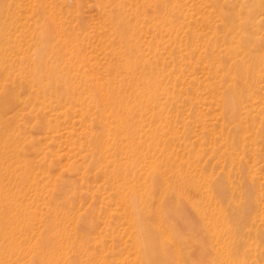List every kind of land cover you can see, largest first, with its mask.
<instances>
[{
  "label": "rangeland",
  "instance_id": "1",
  "mask_svg": "<svg viewBox=\"0 0 264 264\" xmlns=\"http://www.w3.org/2000/svg\"><path fill=\"white\" fill-rule=\"evenodd\" d=\"M0 53V264H264V0H0Z\"/></svg>",
  "mask_w": 264,
  "mask_h": 264
},
{
  "label": "bare ground",
  "instance_id": "2",
  "mask_svg": "<svg viewBox=\"0 0 264 264\" xmlns=\"http://www.w3.org/2000/svg\"><path fill=\"white\" fill-rule=\"evenodd\" d=\"M1 54V53H0ZM28 59V57H27ZM38 65H37V71H32V74L33 76L36 78L35 80L37 81V88H39V85L41 84V73H42V64H40V61L37 62ZM121 67L122 69L127 72L128 74H130L131 76H133V73H134V70H135V67L136 65H134L133 63H131V61H128V60H125L123 63H121ZM24 69V68H23ZM25 72L28 73V68H25ZM40 75V77H39ZM35 86V85H34ZM47 86V85H45ZM45 86H42V87H45ZM54 86V84H53ZM102 87H104V90L106 91V93L108 94V98L110 99V103H109V107H108V112H110L112 114L113 117H115L116 119V122L118 123V126L120 127H127V124H128V118H129V110H131L132 108H136L138 105L141 104V102L139 100H134L132 102H129L128 100L124 99V98H121V97H116L115 95L113 96V92H112V89L110 88V85L106 82H104L102 85ZM149 87L144 89V90H140V92L142 93L141 96H146L149 98L151 96H153L155 93L154 91H149ZM148 90V91H147ZM148 92V93H147ZM63 93L68 95V88L67 87H64L63 89ZM7 95H9V92L6 93ZM146 97V98H147ZM58 101V100H57ZM7 103L5 101H0V110L2 109H5L7 108ZM127 131V129H126ZM172 196V195H171ZM167 197V201L163 200V199H160L159 202H163V203H166V205L170 208L171 207H174V204L177 205V207H182V205L180 204V200L177 198V200L175 201L174 200V197ZM120 199H122L124 201V198H123V195H120ZM180 201V202H179ZM172 209V208H171ZM204 214V212H203ZM202 217L203 215L200 214ZM216 231H214V235L217 233H215ZM215 235V236H216ZM191 242L193 243L192 239H193V236H191ZM217 237V236H216ZM188 243V242H187ZM148 245L151 246L152 245V240H148ZM187 249L189 252H191L192 250H194L195 246H192L191 243H188L187 244ZM175 251H178V246L175 247ZM148 255V254H147ZM178 256V260H181L179 258V255ZM148 257H150V255H148Z\"/></svg>",
  "mask_w": 264,
  "mask_h": 264
}]
</instances>
